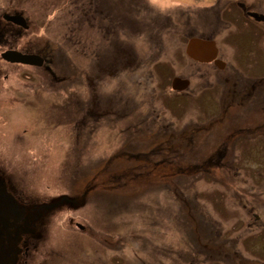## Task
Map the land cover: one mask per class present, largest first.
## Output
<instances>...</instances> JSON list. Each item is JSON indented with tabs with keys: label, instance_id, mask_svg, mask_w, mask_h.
Wrapping results in <instances>:
<instances>
[{
	"label": "rangeland",
	"instance_id": "374dc122",
	"mask_svg": "<svg viewBox=\"0 0 264 264\" xmlns=\"http://www.w3.org/2000/svg\"><path fill=\"white\" fill-rule=\"evenodd\" d=\"M79 1L6 0L3 4L30 12L40 10V17L30 18L27 34L35 43L51 42L63 49L61 59L56 60L57 75L67 78L63 83L52 79L35 90L38 86H27L21 78L18 81L20 89L44 96L41 107L25 111L23 105L11 101L0 110V157L21 162L28 175L26 186L36 188L33 196L51 202L86 196L80 206L63 205L47 215L49 221L41 226L42 241L61 248L65 240L69 245L71 239H80L81 251L91 247L102 264H109L111 257L114 264H173L184 253L197 259L188 264H236L237 260L264 264V232L245 230L246 214L233 197L245 186L243 180L250 185L264 182V128L255 130L252 137L237 138L238 131H234L239 140L229 142H235L233 154L238 162L232 166L239 175L232 189L225 184V174L215 169L216 181L207 179L194 165L207 159L208 149L219 143V134L208 139L205 131L192 132L196 124L207 126L210 118L220 117L216 92L220 94L221 89L217 84L222 85L230 68L246 78L264 80L262 30L246 29L235 3L228 0L218 3L219 8L214 0H105L104 15L109 12L111 19L98 16L94 7L95 21L86 12L80 13L84 4ZM85 1L87 5L89 0ZM218 10L224 12L225 25L215 22ZM125 18L129 24L123 28ZM35 21L41 29L35 28ZM109 24L116 26L115 34L104 30ZM212 25L223 30L211 36L229 66L224 71L212 66L191 67L186 56L189 36L209 37ZM118 39L126 45L130 41L132 65L116 51ZM81 48L83 55L78 51ZM97 55L102 59L100 66L109 69L101 72L98 86L94 78ZM110 67L118 70L113 76L107 75L112 72ZM64 68L70 74H63ZM81 69L90 80L86 87ZM10 71L18 75L24 70L11 67ZM180 76L192 79L194 85L186 89L190 96L172 91V79ZM258 85L261 87L248 104L259 108L253 113L239 110L235 115L240 122L264 123V82ZM92 90L100 93L102 107L113 101L117 113L102 115L96 125L87 119L82 129V111L91 107L87 100ZM63 91L66 95L60 98ZM82 92L84 108L76 104V96ZM62 99L64 105L59 109L56 104ZM3 112H7L4 119ZM126 112V121L108 124ZM222 120L212 122L214 128H223L227 122ZM94 127L97 129L92 131ZM123 127L129 128L124 134ZM181 131L194 139L171 138ZM180 151L185 152L184 157L178 155ZM162 158L165 162L157 166ZM145 160L151 163L148 167ZM70 217L84 225L85 231L71 226ZM195 218L202 221L199 227ZM210 220L219 224L223 238L233 239L236 251L238 246L234 259L207 260ZM94 240L105 245H94ZM194 245L205 246L201 257L195 254Z\"/></svg>",
	"mask_w": 264,
	"mask_h": 264
},
{
	"label": "flooded vegetation",
	"instance_id": "af4514ba",
	"mask_svg": "<svg viewBox=\"0 0 264 264\" xmlns=\"http://www.w3.org/2000/svg\"><path fill=\"white\" fill-rule=\"evenodd\" d=\"M5 1L6 0H0V110L3 108H7L9 106V103L13 101L17 105H23L25 111H31L34 108L41 107L42 104L40 101L42 100V98H44V96L39 95L34 91L32 92V94L30 92H26L24 91V89L26 88L20 89L18 81H20L21 78L27 86L28 84H31V86H38V89L35 90H41L42 87H45L47 83H51L52 79L56 84L63 83L67 78L59 77L56 73L58 72L56 60L61 59L60 54L63 49L62 47H60L59 44L52 45L51 42H44L39 44L35 43L34 38H32L31 35L27 34V32L30 30V27L32 26L30 23V18L32 16L40 17V10L30 12L27 9H20L19 7L14 5V7L5 6L3 5ZM214 1H217L215 5L217 8H219L218 3L223 0ZM228 1L235 3L236 9L238 11V16L240 19L243 20V23L247 26L246 29L249 30L251 29L250 26H252V29H259L262 30V33H264V0ZM85 2V0L79 1V5L84 4L82 8L80 7V13L82 15H84V13L86 12L88 16L92 17L94 7L98 16L104 15L106 11V7L105 5H103L106 3L105 0H89L87 1L88 6L85 4ZM69 3L70 2H67V5H69ZM14 16L23 17L27 22V28H24L23 26L15 23L14 21H10L6 18ZM106 17H109V19H111V15L109 12H107L103 16L104 20L106 19ZM224 18V12L221 13L220 10H218L215 22L218 24L221 23L225 25L227 21L224 20ZM95 20H97L96 17H94V21ZM122 22V24L124 25L123 28L126 26L127 23L129 24L127 18L122 20ZM120 24L121 21L119 22V25ZM34 25L35 28L41 29V26H39L37 21L34 22ZM66 27L68 28V26ZM212 27L213 31H211L209 37L201 39H205L207 41H214L216 43V40L213 38V35L211 36V34H219L222 33L223 30L219 31V29L217 28L218 26L215 27V29L214 25H212ZM44 28L45 30H47L48 24L44 25ZM45 30L43 31L44 33ZM104 30H106L109 34H115L116 26H111V24H109L105 26ZM191 38L200 37H193V34H191L188 39L190 40ZM129 44L130 41H128L126 45L125 40L121 41L118 39V43L114 46L116 48V51H118L119 53L122 52L124 57L127 59L125 60V63H127V65H130L131 63L132 65V62L130 60ZM216 47L218 50L216 59L225 62V67L223 69H219L215 65L214 61L210 63H201L189 59L192 62L191 67L212 66L213 69H217L220 71L226 70L227 67L229 68L227 62L222 58L221 50L218 48L217 43ZM80 50H82V48L78 50L79 54L83 55V52ZM7 51H19L23 54L38 56L42 60V64L35 66L20 63H11L3 59L2 57V55ZM57 51H59L58 58ZM99 56L100 55H97L98 61H96V64L94 63V67L97 71L94 76V78H96L95 83L97 84V86L100 85L101 72L109 71V69L100 66L99 62L101 60L102 64V59H100ZM33 61L37 62L39 60L35 58ZM11 67H20L24 71L23 73L18 75H11ZM110 68L112 69V72L107 73V75L113 76L115 73L118 72V70L113 69L112 67ZM26 69H30L31 71L41 70V73H29L25 71ZM230 69L231 70L228 71L226 78L222 80V85L217 84V86H220L221 89L220 94L216 92L219 98L218 109L220 111V117L217 118L215 116L213 118H210L207 122V126H201L196 124L197 127L193 128L194 130L192 132H195L196 130L202 132L205 131L207 132L208 139L215 138L216 135L219 134L221 140L219 138V143L216 145L215 149L211 147L208 149L207 159L194 165L197 167L198 173H202L203 175L207 174V179H215V169L218 171V173L220 172V174L222 173V175L225 174V184L227 186H230V188L232 189V187L234 186V182H236V178L239 175V170L233 168L232 166L235 162H238L237 155L235 158L233 154L235 142L239 140L236 139V137H252L255 136V130L261 127L264 128V123L261 125H252L248 122H240L238 116L235 114H237L238 111H241L242 109H249V112L251 113L256 112L255 110H257L259 106L257 108H253L251 107L253 106V104L249 105L248 101L253 98L254 93L257 91V88L261 87L258 84L263 83L264 80H253L250 78H246L240 75L233 68ZM64 71L65 72H63V74H70L68 73L69 70L65 68ZM46 73H49L51 78ZM79 73L82 76V82L84 86L86 87V85H90V80L87 77L85 79V77L83 76L82 69ZM84 80H86V82ZM187 80H189L190 82V89V87L194 84L191 78ZM231 80H233L234 83L230 85L229 83ZM214 90L216 91V89ZM172 91L174 93L187 94V96H190V93H188L189 91L187 90ZM62 94L66 95V91L61 92L60 98ZM87 95L88 91L86 97ZM86 97L83 96V92L76 96V104L78 107L84 108ZM87 101L91 105V109L89 107L83 109V116L80 119L79 123L81 128L86 125L87 119L91 120L92 123H95L96 125L99 124L100 117L102 115L105 114V116L103 117H107L110 114L117 113V109L115 106L116 104L112 103L113 101H107V108L101 106L102 100L100 99V93L97 91L92 90L90 99H88ZM62 102L63 99L60 105L59 103L56 104L57 108L61 109V107L64 105V103ZM261 108L264 110V105L261 106ZM6 113L7 112L1 113V117L3 119L6 118ZM232 115H235V117H232ZM128 117V112L124 113L122 116H118L117 114V119H111V123L108 124H118V122L122 120L126 121ZM157 117L159 118L158 115ZM221 119H223L221 122L226 121L227 123L223 125V128H214L212 122ZM210 121L211 123H209ZM96 129L97 128L94 127L92 131ZM122 130L124 131V134L126 130H129V128L123 127ZM234 131H238V136H234L236 134ZM24 132L27 131H25L24 129ZM176 136L181 137L184 142L186 141L184 137L189 138V141L194 139L193 136L187 135V133L183 131L179 132L175 136L174 134H172L171 138H174ZM233 139H235L234 144L229 142ZM187 145L190 146V143L187 142ZM231 151L233 152L231 153ZM178 153L179 156H185V152L180 151ZM147 156L148 155L145 154V157ZM164 160L168 161L167 159ZM145 161V165L148 167V165L151 163L148 162V160ZM157 162L158 166V164L161 165V163L159 162L165 161H163L162 158L160 160H157ZM20 163V161L0 157V264H102L100 263V258L97 256L96 252H94L91 247L81 251L80 246H82L83 244L80 245V239H71L69 245L68 242H66L65 240V244L61 248H55L52 245L49 246L47 243H44L42 241L40 233L41 226L44 222L47 223L49 221V217H47V215L54 209L63 205H66L68 207L80 206L83 204V199H85L86 196L85 194H83L81 200H76L78 202L77 204L65 203L55 208L48 209L49 206L54 203H57L58 201L51 202L46 199H39L37 197H34L33 194L36 192V188L32 186V188H30L29 186H26L28 175L25 176V172H23L24 170L21 168ZM205 169H207V172H204ZM214 181H216V179ZM241 183L245 186H243L242 189H238V192H235V194H233V197L236 199L237 202H239L240 207L244 210L246 214V219H244V224L246 227L245 230L250 232L256 231L263 233L264 182H261L259 180L258 182L250 185L247 181L243 180L241 181ZM47 189H49V187H47ZM183 201L185 202V200ZM210 222L211 224H207V233L209 234L208 236L210 238L206 246L208 252L207 256L210 258H213L214 256L218 258L215 261H224V259L231 258L234 259V257L238 255V246L236 251V247L233 244V239L223 238V234H221L219 224H217L213 220H210ZM213 223H216V226H214ZM69 224L71 226H74L76 229H79L81 232L85 231V226L79 223L78 221H75L71 217L69 218ZM80 225L83 227H79ZM79 238H81V236ZM95 243L96 244L94 245H105V243H101V245L98 241H95ZM107 244L110 245V242H108ZM112 252L113 249L112 251H110V253ZM89 261L91 262L89 263ZM236 262V264H242V262L239 260H237ZM108 263L114 264V258H109Z\"/></svg>",
	"mask_w": 264,
	"mask_h": 264
},
{
	"label": "water",
	"instance_id": "95a60500",
	"mask_svg": "<svg viewBox=\"0 0 264 264\" xmlns=\"http://www.w3.org/2000/svg\"><path fill=\"white\" fill-rule=\"evenodd\" d=\"M6 18L10 21H14L15 23L23 26L24 28H27V24H26L27 22L21 16L6 17ZM185 50H186V55L194 61H198L201 63H210L214 61L215 65L219 69H223L225 67V62L216 59L218 50L216 47V43L214 41H207L201 38H191L188 41ZM2 57L3 59L11 63H20L25 65H35V66L42 64V60L38 56L23 54L19 51H7L2 55ZM35 58L39 61L37 62L33 61ZM189 85H190L189 80L182 79L179 77L174 78L172 81V89L175 91H184L189 87ZM65 203L77 204L78 202L71 200L68 197H63L57 203H54L51 206H49L48 209L55 208ZM79 227L82 228L83 226L80 225Z\"/></svg>",
	"mask_w": 264,
	"mask_h": 264
},
{
	"label": "trees",
	"instance_id": "16d2710c",
	"mask_svg": "<svg viewBox=\"0 0 264 264\" xmlns=\"http://www.w3.org/2000/svg\"><path fill=\"white\" fill-rule=\"evenodd\" d=\"M81 30H79V32H80ZM67 33V32H66ZM83 35V34H82ZM70 39H72V37L70 38ZM72 41H74L73 39H72ZM76 39H75V43H74V45L76 44ZM195 220H196V218H195ZM197 221V226L199 225L200 226V223L202 222L199 218L196 220ZM198 226V227H199ZM197 232H199V231H197ZM203 247H205V246H201V245H194V250H195V254L196 255H198V254H200V257H201V255H202V253L204 254V249H203ZM206 258H207V260H210V261H215V260H217L218 258H216L215 256L213 257V258H210V257H208V256H206ZM197 260V259H195V258H193L191 255L188 257V255H186L185 253L184 254H181V256L178 258V260H173V264H188L189 263V260ZM198 262V261H197ZM193 264V263H192Z\"/></svg>",
	"mask_w": 264,
	"mask_h": 264
},
{
	"label": "bare ground",
	"instance_id": "6f19581e",
	"mask_svg": "<svg viewBox=\"0 0 264 264\" xmlns=\"http://www.w3.org/2000/svg\"><path fill=\"white\" fill-rule=\"evenodd\" d=\"M60 200H61V199H60ZM60 200H59V201H60ZM74 201H76V200H74Z\"/></svg>",
	"mask_w": 264,
	"mask_h": 264
}]
</instances>
